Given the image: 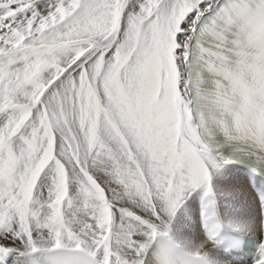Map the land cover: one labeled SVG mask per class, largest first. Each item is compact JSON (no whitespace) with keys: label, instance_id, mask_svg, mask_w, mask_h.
I'll return each instance as SVG.
<instances>
[{"label":"snow or ice","instance_id":"obj_1","mask_svg":"<svg viewBox=\"0 0 264 264\" xmlns=\"http://www.w3.org/2000/svg\"><path fill=\"white\" fill-rule=\"evenodd\" d=\"M244 156L264 177V0H0V264H220L226 224L264 233V192L217 209ZM193 192L198 244L172 235Z\"/></svg>","mask_w":264,"mask_h":264},{"label":"bare ground","instance_id":"obj_2","mask_svg":"<svg viewBox=\"0 0 264 264\" xmlns=\"http://www.w3.org/2000/svg\"><path fill=\"white\" fill-rule=\"evenodd\" d=\"M248 179L249 174L247 172L232 165H227L217 177H214V185L218 190L226 193L225 196L219 197L217 202V209L220 214L224 215L223 219L232 218L229 214L233 211H236L237 216L234 218L236 223L238 218L244 220L246 217L249 221H255L259 218L255 197L247 186ZM258 182L261 191L264 192V182L260 180ZM240 193H243L241 197ZM233 203L238 205L237 209L231 208L234 206ZM241 205L244 210L240 213ZM181 209L172 224L173 237L176 238L178 236V240H181L182 236H188L190 241L197 244L200 243L204 239V231L199 228L196 222L197 219L199 221L201 210L199 192H193ZM239 214L242 215L239 217ZM225 215H228V217ZM231 226L233 227V225ZM208 247L209 243L205 246V250ZM18 250L24 251L23 246L21 245Z\"/></svg>","mask_w":264,"mask_h":264},{"label":"rangeland","instance_id":"obj_3","mask_svg":"<svg viewBox=\"0 0 264 264\" xmlns=\"http://www.w3.org/2000/svg\"><path fill=\"white\" fill-rule=\"evenodd\" d=\"M221 180H222V178H221ZM242 194H243V193H240V197L242 196ZM233 205H234V206H232L231 208H232V209H233V208H234V209H237L238 205H237V204H234V203H233ZM180 210H182V209H180ZM243 210H244V207L241 205V206H240V213H241ZM218 212H219V211H218ZM240 215H242V214H239V217H240ZM220 216H221V218L223 219L224 215L220 214ZM225 216L228 217V215H225ZM229 216H232V218L229 217V219H231V220L234 221L235 216H237V215H236V211H233L232 213H230ZM245 222H249V219L245 217L244 220H240V219L238 218L237 223H245ZM233 227H234V226H233ZM234 228H235V227H234ZM176 239L178 240V236L176 237ZM181 241H190V238H189L188 236H182Z\"/></svg>","mask_w":264,"mask_h":264}]
</instances>
